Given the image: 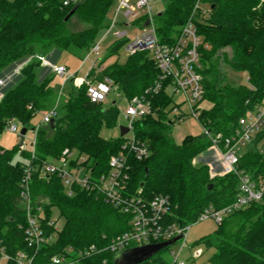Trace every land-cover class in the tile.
<instances>
[{"label": "trees", "instance_id": "trees-1", "mask_svg": "<svg viewBox=\"0 0 264 264\" xmlns=\"http://www.w3.org/2000/svg\"><path fill=\"white\" fill-rule=\"evenodd\" d=\"M114 1L83 0L64 22L72 8L62 7V0H0V77L9 66L29 59L17 70L16 81L1 90L0 134L11 121L26 132L29 128L34 130L31 126L34 117L54 107L55 75L37 78L36 69L41 65L37 58L52 50L83 57L94 45L98 32L106 28ZM194 3L195 0H166L164 9L154 17L156 33L162 43L172 45L181 28L194 18L202 41L199 73L203 102L210 104L208 110H201L199 123L211 134L229 137L238 120L264 99V0H202L207 5L206 15L200 12L195 15ZM73 18L86 27L69 31ZM120 44L108 51L100 66ZM222 63L235 72L245 73L246 84L226 83ZM158 75L149 53L138 52L129 56L125 64L115 62L100 73L93 70L88 78L91 83L108 78L130 100L145 95ZM60 99L54 128L43 126L36 133L33 158L31 151L19 146L12 150L0 146V248L11 258L22 252L32 258L31 264H50L58 256L76 260L79 252L93 247L98 253L80 258L75 264H113L114 254L106 247L130 230L131 216L93 194L77 191L68 196L56 176L42 178L38 171L32 173L29 182L32 212L39 216L41 210L47 235L54 232L46 226L51 208L58 210L63 225L55 242L37 252L24 240L26 215L20 183L28 167L37 169L43 161L57 160L67 149L83 156L84 165L92 174H107L110 157L122 151L125 144L124 138L111 141L100 136L102 127L116 126L118 109L114 104L104 108L103 104L91 103L86 87L77 94L71 89ZM148 99L151 114L135 122L133 132L147 145L149 155L140 161L130 159L128 193L147 201L156 196L167 198L169 213L164 222L180 228L194 224L209 207L218 211L233 203L238 193L235 175L210 178L206 165H193V160L210 148L209 140L204 135L188 137L177 145L170 136L174 120L179 121L169 119L172 98L161 90ZM263 138L264 129L257 134L253 147L239 157L238 169L255 183L264 182ZM19 152L28 163L15 161ZM201 243L214 250L211 264H264V198L225 217ZM165 250L141 264H168L161 256ZM7 264L16 262L8 260Z\"/></svg>", "mask_w": 264, "mask_h": 264}, {"label": "built area", "instance_id": "built-area-1", "mask_svg": "<svg viewBox=\"0 0 264 264\" xmlns=\"http://www.w3.org/2000/svg\"><path fill=\"white\" fill-rule=\"evenodd\" d=\"M158 1V0H156ZM154 0H117L113 19L107 23V33H112L118 26L136 27L139 32L133 39L127 38L128 32L117 31L113 35L120 41H125V49L128 54L134 55L138 52L149 53L156 69L159 72L157 80L153 86L145 92L143 96L133 97L127 100L126 109L123 113L127 120L128 133L130 137L125 140V144L117 155L110 157L108 162V173L94 175L91 170L84 165L85 158L79 156L76 162L70 161L72 151L64 150L56 160L61 166H55L49 161H43L41 165L34 169L28 167L25 170L24 177L20 183L21 199L25 209L26 226L23 229L24 240L27 246L35 252L42 247L52 244V235H47L43 228L42 219L32 212L29 182L33 172L38 171L42 178L56 176L68 196L74 195L77 191L93 194L101 197L106 203L113 206L120 213L130 215V230L127 233L117 236L106 247V250L112 254L121 253L127 249L140 247L144 245L158 244L173 239L176 235L182 234L179 240L182 242L181 248L185 245V238L189 226L180 228L175 224H166L164 219L169 213V202L163 196H156L147 201L139 196L128 193V181L130 174V159L143 160L148 157L149 150L146 144L140 142L134 135V123L151 114V103L149 95L156 94L161 90L170 93V97L181 95L183 104H186L192 118L199 122L201 114L200 104L203 102V85L201 70V38L197 34L194 22L189 21L180 31L176 42L172 45L162 43L157 36L154 25V17L151 5ZM83 0H62V7L76 8ZM200 12L206 15L208 10L202 8V0H195L194 14ZM121 16L126 24L118 25L117 19ZM106 37H104L105 40ZM102 40V42L104 41ZM207 48V46H204ZM100 45H93L85 60L89 61V71L96 70L100 73L104 66H100L97 58ZM94 60L90 61V57ZM41 65L49 66L43 57L37 58ZM84 60V61H85ZM51 72L62 80L59 87V94L63 92L67 83H72L75 74L70 73L65 66L52 65ZM88 75V73H87ZM83 83L86 85V96L91 103L103 104L106 96L111 92L113 84L108 78L103 81L91 83L87 76ZM0 84L2 82L0 81ZM117 91V90H116ZM170 117L173 119H182L179 106L175 105ZM57 116L56 106L43 115L41 123L34 128L36 138L37 131L50 124ZM200 124V123H199ZM11 132H17V124L11 121L7 126ZM203 129V135L211 143L213 150L218 157L220 165V174L222 176L233 174L238 178V193L233 203L218 211L209 207L202 213L195 223L211 218L217 225H220L225 217L233 212L247 208L252 203L261 202L264 198V182L255 183L243 171L238 169L241 149L249 150L253 147L254 140L258 133L264 129V99L252 111H248L238 120L237 127L232 135L223 137L221 134H211ZM35 139L32 143L31 155L34 157ZM261 146L264 148V138ZM215 176V175H213ZM40 210V209H39ZM38 210V211H39ZM46 226L53 228L57 233V223L47 221ZM62 228V227H61ZM60 228V229H61ZM99 251V250H98ZM95 248H90L86 252H79L76 260H71L63 256L54 257L50 264H75V262L84 257L98 253ZM172 256L171 264H185ZM200 257V252L192 254L194 260ZM14 260L16 264H31L32 258L22 252L16 254L14 258L9 257L2 248H0V259Z\"/></svg>", "mask_w": 264, "mask_h": 264}, {"label": "rangeland", "instance_id": "rangeland-1", "mask_svg": "<svg viewBox=\"0 0 264 264\" xmlns=\"http://www.w3.org/2000/svg\"><path fill=\"white\" fill-rule=\"evenodd\" d=\"M165 3H166V0H158L154 2L151 5L152 14L156 15L160 13L164 9ZM116 4H117V0H115L112 6L110 7V10L107 15L108 20L113 19L114 12L116 9ZM206 6L207 5L202 3L203 9L207 10ZM191 20L194 22L193 17ZM116 23L118 25L126 24L125 20L122 19L121 16L117 19ZM85 27H86L85 25L78 22L75 18H73L68 25V29L71 32L80 31L84 29ZM105 27H107V24ZM117 31H120V32L127 31L128 32L127 38L129 40L133 39V37H135L136 34H138L139 32L138 28L132 27V26L130 27L118 26L115 28V30L112 31V33H109V34L107 33V28L100 30L94 42V45L95 44L100 45V50H99V53L97 54V58L100 62H102V60L106 57L110 49L115 48L117 45L120 44L119 43L120 40L115 38L113 35ZM104 37H106L105 40H104ZM102 40L104 41L102 42ZM88 52H86L83 55V57L79 58L77 56L71 55L61 50H52L46 56L43 57L45 61L48 62L49 66L40 65V67L36 69V76L39 79L45 75L52 74L51 72L52 65L65 66L70 73L75 74V79L73 80V82L65 84L63 92L61 94H59L58 91H59V87L62 85V80L56 76L52 79V86L54 88H57V100L54 105V107L56 106V110H57V105L61 100L60 97L63 95V93L67 94L72 89L74 94H77L79 89L86 87L83 81L85 79V76H87L88 78V75L90 73L88 72L89 67H90V64H89L90 62L85 60V57L88 54ZM227 53H229V51H227ZM129 56L130 55L125 49V44H122V45L120 44V47L116 49V52L114 53V55L107 57L104 60V63L102 65L106 67L115 62L118 63L119 65H122L126 63ZM94 58H95L94 56H91L90 61H93ZM149 58H151L150 55H149ZM27 62H29V59L25 58L21 60L20 62H17L8 67V69L6 70L7 72L5 71V73L0 77V81H2V84H0V95H1L2 89L8 86H11L16 81L18 77L17 70L19 71V69L22 66H24ZM221 70H222V74H223V77L226 83L234 84V85H245L246 84V74L245 73L235 72L229 65L225 63L224 64L222 63ZM88 80H90V78H88ZM167 94L170 95V93L168 92ZM172 100H173V103L169 106L168 113L171 112L172 108L175 105H177L179 106L180 112L182 114L181 120L176 122L173 119L174 124L170 128V136L172 140L177 145H181L182 142L188 137L202 136L203 129L201 125L199 124V122L196 119L191 117L188 106L186 104H183V97L181 95H174L172 96ZM113 104L118 109L117 122H116V126L113 128H107L105 126L102 127L100 131V136L104 140L114 141V140L119 139L120 138L119 127H126L128 124L127 120L125 119L123 115L126 109L127 99L125 98L123 92L120 91L117 87H112L111 92L106 96V100L103 103V107L109 108ZM59 106H60V103H59ZM209 108H210V104L208 102H202L200 104L201 110H208ZM44 114L39 113L34 117V119L31 122V126L33 128L37 127L41 123V120ZM169 119H172V118L169 117ZM21 129L22 127L20 125H17V132H11L6 128L0 134V146L6 150H12L15 147H17L19 144L18 134ZM129 137L130 135L126 134L124 135L123 138L126 140ZM34 139H35L34 130L29 128L24 136L23 145L20 147L21 150L31 151L32 143ZM245 151L246 149L243 148L241 149L240 153L243 154ZM72 154L73 155L70 158V161L76 162V159L79 158V155L75 151H72ZM15 161H21L24 163H28L23 157H21L20 152L16 154ZM217 161H218V157L213 150L211 151V143H210V148L208 149V151L201 154L199 157L195 158L193 160V165H196V166L206 165L208 167L210 178L223 177L220 174L221 169ZM49 162L55 166H61V164L57 162L56 160H50ZM38 213L40 214L39 215L40 219L44 218L43 214L41 213V210H39ZM50 221L54 223L56 222L57 228L59 230L63 225V219L61 218L56 208H51ZM216 228H217V224L211 218L206 219L201 222L191 224L189 226V230L185 238L184 247L181 248L182 242L178 241L175 244L166 248L163 254L161 253L162 254L161 256H163V258L166 260V262H168V264L172 263V259H173L171 256L172 254H173V257H176L178 255V260L184 262L185 264H211L210 258L212 257L214 250L207 249L201 243V240L204 237L213 234ZM56 234L57 233L52 234V240H51L52 243L55 242L56 240ZM196 252H200V257L194 260L192 258V254ZM7 262L8 260L5 258L0 259V264H7Z\"/></svg>", "mask_w": 264, "mask_h": 264}, {"label": "water", "instance_id": "water-1", "mask_svg": "<svg viewBox=\"0 0 264 264\" xmlns=\"http://www.w3.org/2000/svg\"><path fill=\"white\" fill-rule=\"evenodd\" d=\"M75 11L76 8H73L64 18V22H66L75 13ZM49 125L51 128H54L55 121L51 120ZM119 132H120L119 135L120 138H123L124 135L128 133V128L119 127ZM25 134H26V129L22 128L18 134L19 147L23 145ZM210 188L211 187L207 188V190H210ZM181 238H182V234H178L173 239L166 242L127 249L113 256V264H141L145 261L150 260L152 257H154L157 253H159L163 249H166L169 246L175 244Z\"/></svg>", "mask_w": 264, "mask_h": 264}, {"label": "crops", "instance_id": "crops-1", "mask_svg": "<svg viewBox=\"0 0 264 264\" xmlns=\"http://www.w3.org/2000/svg\"><path fill=\"white\" fill-rule=\"evenodd\" d=\"M2 82V81H1ZM0 97H1V95H0Z\"/></svg>", "mask_w": 264, "mask_h": 264}]
</instances>
